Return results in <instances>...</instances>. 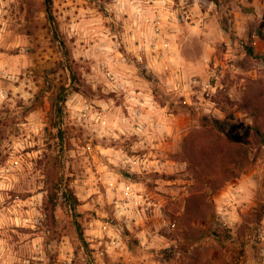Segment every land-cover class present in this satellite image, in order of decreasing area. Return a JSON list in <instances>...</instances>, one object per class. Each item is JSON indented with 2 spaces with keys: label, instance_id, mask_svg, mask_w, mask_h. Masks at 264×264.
I'll list each match as a JSON object with an SVG mask.
<instances>
[{
  "label": "rangeland",
  "instance_id": "1",
  "mask_svg": "<svg viewBox=\"0 0 264 264\" xmlns=\"http://www.w3.org/2000/svg\"><path fill=\"white\" fill-rule=\"evenodd\" d=\"M117 2L125 0H0V264H232L243 255L261 264L264 0H127L151 9L159 36L139 61L123 41L131 20L106 10ZM165 10L175 13V26L161 19ZM97 15L108 20L115 53L94 46L100 38L89 22ZM74 24L88 36L81 39L79 28L69 36ZM125 80L156 106L134 108L152 123H133L156 137L151 144L91 131L99 121L84 105L128 117ZM50 106L62 109L52 122ZM100 149L122 151L140 171L110 164ZM102 166L131 195L109 199ZM240 186L246 202L225 197ZM17 218L28 226L11 222Z\"/></svg>",
  "mask_w": 264,
  "mask_h": 264
},
{
  "label": "clouds",
  "instance_id": "2",
  "mask_svg": "<svg viewBox=\"0 0 264 264\" xmlns=\"http://www.w3.org/2000/svg\"><path fill=\"white\" fill-rule=\"evenodd\" d=\"M155 7L160 8L163 7L162 5H156ZM109 12L115 13V20L120 21L122 15L127 14L129 20H131V24H128V21H124V24L127 27V31L123 34V41L127 47V51L132 53L133 56H135L136 60H140V52L143 50L145 53L148 51V44L151 42V38L155 37L157 40H159V36L157 33L153 31L152 21L154 19V16L152 15L151 9H148L146 6L142 8V6L139 3L136 2H117L114 4H111L110 6H107L106 8ZM145 12H147V15H145ZM70 15V13H69ZM81 17H83V12H81ZM135 17V19L133 18ZM167 17H172L173 19V26H175V13L165 10V15L161 17V19H166ZM141 21L147 22V32L141 31ZM84 23V21H81ZM108 20L105 18H102L101 16L97 15L94 19V21H90L89 23H94L97 25L96 31L93 33V35H99V43L94 45L97 47L102 54L105 56L108 53H115V49L119 47V44L115 43V37L113 34L109 32L108 28L103 27L105 23H107ZM156 27L163 28L162 24H157ZM80 29V32L83 33L82 36H80L81 39H84L85 36H88V33L84 31L83 28L80 27V25H72L71 31L68 33L69 36L77 34V29ZM134 29V31H133ZM132 31L133 34L131 36L128 35V32ZM193 34L197 33V29L191 30ZM89 39L92 37L89 36ZM143 38V39H141ZM174 39V37H173ZM134 40H141V43L139 46H133ZM102 45V47H101ZM160 45H157L159 47ZM84 55H87V53H84ZM117 56H119L118 53H116ZM93 59H97V57L93 56ZM105 63H109V61L106 59ZM157 70L160 71V67L157 65ZM134 71V69H133ZM126 87L127 96L125 97L126 104L128 106V117L125 118L121 113L120 109L116 108L113 110V112L110 114L107 111H105L103 114H96L92 111L90 107L87 105H84V108L87 109V111L90 113L89 120H96L99 121L97 125H90L91 131L95 132L97 135V138L100 137H111L113 139H119V135L123 134L126 137L130 136L132 134H137L141 136H146L148 138V143L151 144V140L156 137H150L148 136L147 129L142 130L139 126L133 128V123L137 125L147 124L148 128L152 127V123L149 120L147 114H140L137 115V113L134 111V108H140L143 109L145 107H149V111H155L156 106L151 103L152 97L151 95L146 94H133L132 87L133 85L125 80L120 85V87ZM109 89L115 91V87L113 85H109ZM3 99V94L0 93V100ZM74 99H79V97H74ZM141 100H143V103H141ZM69 106H71V100H69ZM96 103H99L100 107L104 110H108L112 107V102L104 103L101 101H97ZM81 104H83V101H81ZM80 109V105L77 106V110ZM115 129V131H113ZM157 131H164L167 132L166 128H159ZM16 147H20V145H16ZM136 148L144 147L143 143L135 145ZM100 151L103 153L104 156L109 157V163L112 165H115L116 167H123L127 164H132L133 167L131 171L139 172L140 169L136 167V162L133 160H130L122 151L120 152H113L112 149H100ZM115 157V159H112L111 157ZM149 166L145 164V169H148ZM159 170V169H157ZM99 171L104 173V176L101 177L102 182L108 186L109 188V199H111L112 196L120 197V193L123 191L125 195H131V193L128 192V189L125 188V185L123 183L117 185L116 181L119 179L118 174L114 173L113 171L107 170L106 167H101ZM91 182L95 183V179H91L90 181H86V183ZM5 189H10L12 187L11 184H4L2 185ZM112 187H116V191L113 192L111 189ZM249 188L254 187L251 183H249ZM98 191L95 188H92L88 191L87 195H92V192ZM236 195H232L231 193H225L226 198H230L232 202H235L236 204H240L243 202H246L247 198H238L240 196V193H244L246 191L245 187L240 186L236 188L235 190ZM43 195V194H41ZM122 198V197H121ZM250 198V193L249 197ZM37 201H39L40 197L37 196L35 198ZM139 198L136 199V203H139ZM226 202L228 200L226 199ZM127 207V206H126ZM35 215H39V213H34ZM120 214L128 215L130 216L131 213H124L121 211ZM33 213H29V219H31V216ZM233 219H236V217L233 215ZM12 223L18 224L19 226H28L29 221L22 220V219H15L11 221ZM95 235H100L99 232L95 233ZM109 235H112V233H109Z\"/></svg>",
  "mask_w": 264,
  "mask_h": 264
},
{
  "label": "crops",
  "instance_id": "3",
  "mask_svg": "<svg viewBox=\"0 0 264 264\" xmlns=\"http://www.w3.org/2000/svg\"><path fill=\"white\" fill-rule=\"evenodd\" d=\"M0 93L3 94V98H4V92H3V90L0 89ZM135 93L141 94L140 91H135ZM108 236L110 237V235H108ZM112 237L113 238H110L111 239L110 244L113 247V242H118V240H117L116 236L113 235V234H112ZM115 240H117V241H115ZM235 261H239V264H254V262L252 260L246 258L244 255L243 256H239L236 259H234V261H233L232 264H234ZM261 264H264V250L262 252V262H261Z\"/></svg>",
  "mask_w": 264,
  "mask_h": 264
},
{
  "label": "trees",
  "instance_id": "4",
  "mask_svg": "<svg viewBox=\"0 0 264 264\" xmlns=\"http://www.w3.org/2000/svg\"><path fill=\"white\" fill-rule=\"evenodd\" d=\"M248 54L251 55L252 54V50L248 49ZM62 109L60 108H55L54 106H50V113H52V118L50 119V122H52L53 118L55 117L56 113H58L59 115L62 113L61 111ZM56 112V113H55ZM46 178H47V182L52 181V177L50 174H46ZM54 195H49V199H48V203L51 205L50 207L53 208L55 207V202L53 200Z\"/></svg>",
  "mask_w": 264,
  "mask_h": 264
},
{
  "label": "built area",
  "instance_id": "5",
  "mask_svg": "<svg viewBox=\"0 0 264 264\" xmlns=\"http://www.w3.org/2000/svg\"><path fill=\"white\" fill-rule=\"evenodd\" d=\"M234 264H239V261H235Z\"/></svg>",
  "mask_w": 264,
  "mask_h": 264
}]
</instances>
